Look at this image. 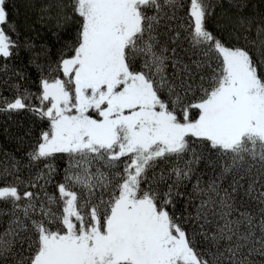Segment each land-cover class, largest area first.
Listing matches in <instances>:
<instances>
[{"label": "snow or ice", "instance_id": "obj_1", "mask_svg": "<svg viewBox=\"0 0 264 264\" xmlns=\"http://www.w3.org/2000/svg\"><path fill=\"white\" fill-rule=\"evenodd\" d=\"M0 264H264V0H0Z\"/></svg>", "mask_w": 264, "mask_h": 264}, {"label": "trees", "instance_id": "obj_2", "mask_svg": "<svg viewBox=\"0 0 264 264\" xmlns=\"http://www.w3.org/2000/svg\"><path fill=\"white\" fill-rule=\"evenodd\" d=\"M0 136H2V131H0Z\"/></svg>", "mask_w": 264, "mask_h": 264}]
</instances>
